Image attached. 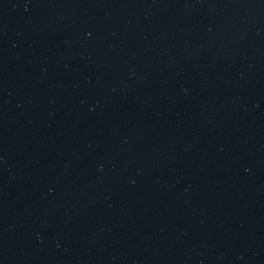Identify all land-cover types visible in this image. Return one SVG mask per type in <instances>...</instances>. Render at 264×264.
Instances as JSON below:
<instances>
[{
	"label": "water",
	"instance_id": "obj_1",
	"mask_svg": "<svg viewBox=\"0 0 264 264\" xmlns=\"http://www.w3.org/2000/svg\"><path fill=\"white\" fill-rule=\"evenodd\" d=\"M0 264H264V0H0Z\"/></svg>",
	"mask_w": 264,
	"mask_h": 264
}]
</instances>
